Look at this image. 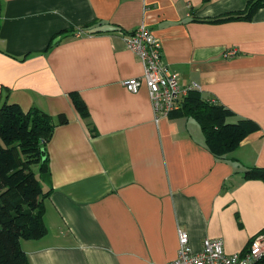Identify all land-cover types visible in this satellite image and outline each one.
<instances>
[{
    "label": "crops",
    "instance_id": "1",
    "mask_svg": "<svg viewBox=\"0 0 264 264\" xmlns=\"http://www.w3.org/2000/svg\"><path fill=\"white\" fill-rule=\"evenodd\" d=\"M248 1L0 0V99L6 86L24 111L68 118L46 147L47 233L21 240L31 264H168L180 229L195 251L221 238L228 254L264 229V216L244 213L264 211V181L244 176L264 167V6L248 20H203ZM141 24L161 41L181 88L199 84L204 98L235 112L230 122L261 129L220 159L196 119L156 121L148 87L124 85L144 73L124 38Z\"/></svg>",
    "mask_w": 264,
    "mask_h": 264
},
{
    "label": "trees",
    "instance_id": "2",
    "mask_svg": "<svg viewBox=\"0 0 264 264\" xmlns=\"http://www.w3.org/2000/svg\"><path fill=\"white\" fill-rule=\"evenodd\" d=\"M262 6L264 0H249L243 10L203 20H248ZM9 92L3 86L0 99V264H31L21 240L37 239L47 233L44 198L49 191H44L43 183L50 182L51 170L46 147L56 126L67 123L68 118L63 113L55 118L37 107L24 111L18 104L9 103ZM70 97L80 115L88 119L89 110L81 96L71 92ZM232 116L233 110L204 98L197 89L189 90L169 114L171 118L196 119L207 148L220 159L235 151L249 134L261 129L251 119L230 122ZM244 176L264 181V167L248 169Z\"/></svg>",
    "mask_w": 264,
    "mask_h": 264
},
{
    "label": "built area",
    "instance_id": "3",
    "mask_svg": "<svg viewBox=\"0 0 264 264\" xmlns=\"http://www.w3.org/2000/svg\"><path fill=\"white\" fill-rule=\"evenodd\" d=\"M85 34L77 29V36ZM126 45L140 58L144 73L124 81L126 89L136 93L143 84L148 87L156 121L177 109L180 100L191 89L200 91V85L193 83L186 89L181 88L178 74L171 70L163 60L162 43L144 24L124 36ZM233 54V51L230 52ZM214 101V100H212ZM264 262V230L250 240L247 249L228 254L221 238L206 237L200 250L195 251L190 244L186 230L179 231V250L177 257L168 264H255Z\"/></svg>",
    "mask_w": 264,
    "mask_h": 264
},
{
    "label": "rangeland",
    "instance_id": "4",
    "mask_svg": "<svg viewBox=\"0 0 264 264\" xmlns=\"http://www.w3.org/2000/svg\"><path fill=\"white\" fill-rule=\"evenodd\" d=\"M230 119V118H229ZM228 119V120H229ZM251 212H253V214H256V215H258V216H260V217H262V216H264V211H262L260 208H258L257 206L256 207H254V209H250V210H248V211H245L244 213L246 214V215H248V214H250ZM238 226L239 227H242L243 226V224H242V222H241V220L239 219L238 220ZM245 225H244V227H243V229H245ZM264 229H261V230H259V231H257L256 233H259V232H261V231H263ZM256 235V234H255ZM254 235V236H255ZM253 236V237H254ZM252 239V238H251ZM250 243V242H249ZM248 247V246H247ZM233 254V253H232Z\"/></svg>",
    "mask_w": 264,
    "mask_h": 264
},
{
    "label": "water",
    "instance_id": "5",
    "mask_svg": "<svg viewBox=\"0 0 264 264\" xmlns=\"http://www.w3.org/2000/svg\"><path fill=\"white\" fill-rule=\"evenodd\" d=\"M57 40H58V39H57ZM57 40H56V41H57Z\"/></svg>",
    "mask_w": 264,
    "mask_h": 264
}]
</instances>
